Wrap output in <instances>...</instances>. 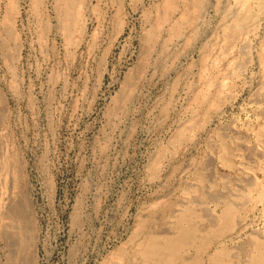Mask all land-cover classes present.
Wrapping results in <instances>:
<instances>
[{"label": "rangeland", "instance_id": "obj_1", "mask_svg": "<svg viewBox=\"0 0 264 264\" xmlns=\"http://www.w3.org/2000/svg\"><path fill=\"white\" fill-rule=\"evenodd\" d=\"M263 10L0 0V264H253Z\"/></svg>", "mask_w": 264, "mask_h": 264}, {"label": "bare ground", "instance_id": "obj_2", "mask_svg": "<svg viewBox=\"0 0 264 264\" xmlns=\"http://www.w3.org/2000/svg\"><path fill=\"white\" fill-rule=\"evenodd\" d=\"M241 3V2H240ZM243 3V2H242ZM235 4H237V2L235 3ZM239 4V3H238ZM238 7H240V5L238 6ZM262 7V6H261ZM236 8V7H235ZM241 8H244V7H241ZM260 8V7H259ZM240 9V8H239ZM238 11H240V10H238ZM252 11V10H251ZM264 11V10H263ZM237 12V11H236ZM242 12V11H241ZM244 12V11H243ZM256 12V11H255ZM240 13V12H239ZM246 13V12H245ZM261 13H263V12H261ZM253 14V13H252ZM264 14V13H263ZM246 18V17H245ZM229 20V19H228ZM241 20H242V16L241 15H237L236 16V21H235V25L236 24H239V22H241ZM250 21V20H249ZM238 27V26H237ZM240 27H242L241 25H240ZM232 29V28H231ZM236 29H238V28H236ZM239 30H241V29H239ZM240 33V32H239ZM241 34V33H240ZM228 217L231 215L230 214V211H229V209H228ZM167 239H169V241L168 240H163V242H159L158 241V239L156 240L155 238H149L148 239V244L146 245V249H148V250H146V251H148V252H154V253H156V254H159V256H161V255H163L164 253H165V249H167V247H169V244L171 245H174V241H171L170 240V238H167ZM176 241V240H175ZM256 241V240H255ZM250 242V241H249ZM252 243H253V241H252ZM251 244V243H250ZM161 245H163L162 247H161ZM247 246V245H246ZM256 248V247H255ZM250 249V248H249ZM171 251V250H170ZM258 251V250H257ZM259 251H260V256L258 257V259H256V261H254L253 262V264H264V246L262 245H260L259 246ZM258 251V252H259ZM253 256V255H252ZM257 258V257H256ZM162 264V263H161Z\"/></svg>", "mask_w": 264, "mask_h": 264}]
</instances>
